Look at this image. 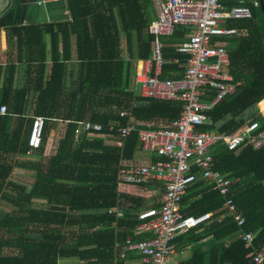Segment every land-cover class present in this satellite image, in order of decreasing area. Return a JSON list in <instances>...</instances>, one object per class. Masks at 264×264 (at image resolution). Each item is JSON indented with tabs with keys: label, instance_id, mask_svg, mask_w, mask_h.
Returning a JSON list of instances; mask_svg holds the SVG:
<instances>
[{
	"label": "trees",
	"instance_id": "trees-1",
	"mask_svg": "<svg viewBox=\"0 0 264 264\" xmlns=\"http://www.w3.org/2000/svg\"><path fill=\"white\" fill-rule=\"evenodd\" d=\"M66 3L70 19L64 22L18 25L8 13L0 18V27L8 30L7 41L19 50V65L6 66L0 85V105L6 106L0 113V199L12 205L8 211L0 210V264H124L133 253L125 250L122 255L123 245L152 236L149 230L137 231L136 216L139 208L158 206V200L120 193L117 169L141 149L137 131L147 128L146 122H154L150 126L154 129L177 118L180 111L178 102L134 97L126 89L132 57L152 54L155 35L148 27L157 17L155 5L153 0ZM245 3L251 16L230 20L228 24L240 31L222 35L228 40L230 70L238 84L208 112L209 122L201 129L230 133L249 119L264 126V116L258 114V107L264 113V0ZM186 31L177 26L165 39L164 78L182 74L180 63L186 54L177 51L174 43ZM45 33L51 46L47 76ZM174 57L179 63L172 61ZM133 99L137 124L122 146L86 132L75 135L77 122L83 120L103 124L101 133L109 134L111 124L117 128L126 123L119 111L130 108ZM38 115L46 117V123L41 145L32 147L29 134ZM58 121L65 122V129L55 150L45 155L49 132ZM28 150L42 157L14 158ZM213 155L215 168L232 178L230 196L246 220L240 225L228 213L227 197L213 183H189L180 197L182 214H213L174 237L178 251L189 249L180 264H253L239 234L252 231L253 246L264 249V146L229 150L220 143ZM15 166L36 169L30 188L11 179ZM139 185L154 188V197L163 190L158 179ZM126 200L135 206L132 211L122 217L109 211Z\"/></svg>",
	"mask_w": 264,
	"mask_h": 264
},
{
	"label": "built area",
	"instance_id": "built-area-1",
	"mask_svg": "<svg viewBox=\"0 0 264 264\" xmlns=\"http://www.w3.org/2000/svg\"><path fill=\"white\" fill-rule=\"evenodd\" d=\"M247 0H153L157 17L149 24V32L155 35L150 57L131 60V72L126 89L134 97L171 100L180 104L178 117L167 123H159L157 128L137 131L141 149L157 157L146 163L122 160L117 169V189L124 183L139 185L158 179L162 192L158 206H148L137 211L136 229L149 230L152 236L137 241H127L123 250L136 254L140 264H180L173 242L176 235L184 233L188 227L206 220L213 214L206 211L198 215L182 214L180 197L189 183L207 180L213 188L227 197L224 207L233 215L237 223L244 224L246 217L237 208L230 196L232 178L216 169L213 149L223 143L229 150H238L242 145L254 149L264 146V126L257 120H246L230 133L201 129L209 122L208 112L223 98L234 93L238 81L230 70L231 58L228 40L222 35L239 32L230 20L248 18L251 11ZM257 4L258 0H251ZM177 26L187 28L183 39L175 43V49L186 54L182 63L184 69L177 77L161 76L163 57V36H171ZM1 32L5 33L4 30ZM174 61L179 62L178 58ZM134 99L130 108L119 111L120 117L127 119L117 128L111 124L109 134L101 133L103 124L89 120L78 121L75 135L115 138V144L122 146L130 133L135 130L137 120L132 114ZM6 106L0 105V113ZM258 114L264 116L258 107ZM46 117L35 116L29 134V144L38 147L42 143ZM117 124V123H116ZM116 132L113 133V130ZM119 190V189H118ZM126 200L124 206L130 207ZM117 217L123 216V206L113 205L109 209ZM252 231H242L239 236L248 248L246 256L253 264H264V249L253 246ZM122 255H124L122 253Z\"/></svg>",
	"mask_w": 264,
	"mask_h": 264
},
{
	"label": "crops",
	"instance_id": "crops-1",
	"mask_svg": "<svg viewBox=\"0 0 264 264\" xmlns=\"http://www.w3.org/2000/svg\"><path fill=\"white\" fill-rule=\"evenodd\" d=\"M6 13L10 14L12 18L16 19L18 22V25H43V24L64 22L70 19L66 0H0V18ZM2 30H4L5 33L1 32ZM7 31L8 30L6 29V27H0V85L3 82L6 66H8L11 62H16L19 65L18 63L19 59L17 57L19 54V50L16 48V46L12 45V41L11 42L7 41V36H8ZM171 37L172 36H164L162 38L164 45L166 44L165 39L171 38ZM44 41L46 44L45 74L47 76L50 72V67H51V46H50L49 33L44 34ZM175 43H174V46H175ZM124 55L126 56L125 50H124ZM150 56H147V57H150ZM135 58H144V57H139V56L134 55L132 59H135ZM174 58H178V57H174ZM174 58L172 59V61H174ZM70 66L72 65L70 64L69 67ZM76 68L77 67L75 65L74 70H76ZM38 116H42V115H38ZM64 129H65V122L58 121L56 123V127L50 130L49 136H48L49 139L46 143L45 150H44L45 155H50V153H52L55 150L57 141L63 134ZM109 138L112 142L108 143L110 142L108 141V138H106V142L108 144H115V138H111V137ZM10 157L12 158L14 156L11 155ZM41 157L42 156L40 154L38 155L35 153V150H28L26 153L17 154L14 158L21 160V161L22 160L25 161V160H36V159H40ZM154 157L155 155H153L152 153L146 152L140 149L135 153L132 159L124 160L123 162L124 163H130V162L146 163L149 160H153ZM34 170H35L34 168H30V167L15 166L14 170H12L10 177L11 179L16 180L17 182L25 183L24 177L27 176L28 173H24V172L25 171L32 172ZM35 173H36V170L32 172L31 174L34 175ZM118 189L120 193H127L129 195H142L144 197L150 196L149 197L150 202H152L153 200H158V197H159V196L154 197V194L156 192L154 188L149 189L144 186L133 185V183H124V185H120ZM120 204L123 206V210L125 211V213L132 211V209L135 207L131 205L129 208L125 207L124 206L125 202L124 204L120 202ZM123 252L125 253L124 250ZM131 253L133 252L131 251ZM188 253H189V249L187 247L184 250H180V251L177 250V257L179 259H182L186 255H188ZM124 264H140V261L138 257L136 256V254L133 253L132 257L125 259Z\"/></svg>",
	"mask_w": 264,
	"mask_h": 264
},
{
	"label": "rangeland",
	"instance_id": "rangeland-1",
	"mask_svg": "<svg viewBox=\"0 0 264 264\" xmlns=\"http://www.w3.org/2000/svg\"><path fill=\"white\" fill-rule=\"evenodd\" d=\"M111 138H113V137H111ZM108 141H110L108 143L112 142L109 137H108ZM34 171H32V172H34ZM32 172H29V171L28 172L27 171L24 172V173H28L27 176L24 177V180H25V185H27L29 188L31 187L32 182L34 181V179L36 177V173L33 175V174H31ZM11 208H12L11 204H9L8 202L0 199V210L8 211ZM122 253L124 254V252H122Z\"/></svg>",
	"mask_w": 264,
	"mask_h": 264
},
{
	"label": "clouds",
	"instance_id": "clouds-1",
	"mask_svg": "<svg viewBox=\"0 0 264 264\" xmlns=\"http://www.w3.org/2000/svg\"><path fill=\"white\" fill-rule=\"evenodd\" d=\"M149 28V27H148ZM164 37V36H163ZM162 37V38H163ZM163 47H164V45H163ZM164 57V56H163ZM257 106H258V104H257ZM146 123H152V125H153V122H146ZM146 123H145V125H146ZM155 124V123H154ZM147 126V125H146Z\"/></svg>",
	"mask_w": 264,
	"mask_h": 264
},
{
	"label": "water",
	"instance_id": "water-1",
	"mask_svg": "<svg viewBox=\"0 0 264 264\" xmlns=\"http://www.w3.org/2000/svg\"><path fill=\"white\" fill-rule=\"evenodd\" d=\"M261 2V0H259Z\"/></svg>",
	"mask_w": 264,
	"mask_h": 264
}]
</instances>
